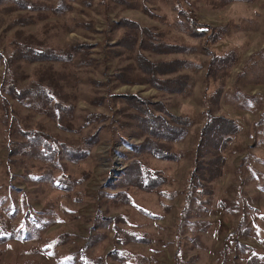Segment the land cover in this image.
Masks as SVG:
<instances>
[{
	"label": "rangeland",
	"instance_id": "374dc122",
	"mask_svg": "<svg viewBox=\"0 0 264 264\" xmlns=\"http://www.w3.org/2000/svg\"><path fill=\"white\" fill-rule=\"evenodd\" d=\"M30 1L47 7L26 13L32 24L4 29L25 12H6L9 0H0V51L20 29L54 48L88 44L80 54L89 63L51 65L71 74L56 95L69 109L56 120L0 93V264H264V0H62L58 11L57 0ZM188 11L212 39L191 32ZM135 38L147 62L178 60L158 77L184 75L181 87L146 83ZM209 51L231 56L208 72ZM40 66L48 69L21 62L20 70ZM123 94L188 118L185 135L169 144L176 160L140 147ZM207 107L238 129L208 205L186 210Z\"/></svg>",
	"mask_w": 264,
	"mask_h": 264
},
{
	"label": "trees",
	"instance_id": "16d2710c",
	"mask_svg": "<svg viewBox=\"0 0 264 264\" xmlns=\"http://www.w3.org/2000/svg\"><path fill=\"white\" fill-rule=\"evenodd\" d=\"M61 2L62 0H57V3L53 6L54 11H58L62 4ZM46 7L45 4H41L38 7L37 3L30 0H9V4L4 6V11H23L25 13L15 14L11 17L4 29H10L12 26L32 24L33 22L28 19L30 15L26 13L44 10ZM185 19L188 21L187 23H189L190 30L194 35H211V39L214 36L210 25L197 22L189 14V11L185 15ZM142 43V39H134V44L137 47L135 55L136 65L150 77L149 82L147 81L146 83L159 90L168 89L167 85L171 82L181 87L184 83L182 80L184 75L161 79L158 77V74L173 73L176 69L175 65L179 63L178 60L147 62L140 51L141 49L146 50L140 47ZM149 43L153 45V42ZM85 47H89V45L75 42L54 48L46 45L42 40L35 39L33 33H24L20 29L13 30L7 44L0 51V63L2 66L0 93L9 96L10 99L16 102L24 103L26 106L31 107L29 108L31 110L36 109V112H39L37 110L44 107L47 111L46 113L56 120L59 117V110L69 109V102L65 99L59 100L57 96L61 95L60 92L62 90L70 86L71 74L69 75L59 70H57L59 72L53 71L54 69L51 70V65L53 63L64 65L63 63L66 64L68 62H75L77 65H88L89 62H85L83 54H80L81 49ZM149 49L154 52V48ZM228 54L229 52L216 55L210 52L208 54L210 56L208 72L213 71L212 67L215 63L222 62L231 56L230 54L228 56ZM21 62L36 63L37 65L48 64V69L40 66L34 70L36 71L35 73L27 75L20 70ZM65 93L67 94V92ZM213 95H217V93L214 92ZM115 96L110 94L109 98H114ZM120 96L125 99L129 98L132 103L127 104L133 110V121L140 125L143 135V140L139 144L140 147L156 158L176 160L179 154L170 150L169 144L185 135L186 127L189 123L188 118L183 115L171 114L163 107H157L158 103L147 102L134 94H123ZM2 100L7 105L5 98H2ZM134 101H136V104ZM146 105L155 107L158 112L153 113ZM237 129L238 126L232 118L215 114L209 107L203 111V121L199 127L193 150L192 168L186 182L188 185V188H186V210L191 207V204L193 206L194 201L198 204L200 200L201 204L207 203L208 205L212 195L210 183L221 175L224 162L222 151ZM25 137L28 138V134L25 133ZM68 158L71 157L68 156ZM145 175L147 179L153 177L149 174ZM159 179L161 178L159 177ZM200 195L205 196L206 199L201 200ZM206 211L207 206L201 209L196 216L198 217L199 214H203ZM241 219L242 216L239 222L242 221Z\"/></svg>",
	"mask_w": 264,
	"mask_h": 264
}]
</instances>
